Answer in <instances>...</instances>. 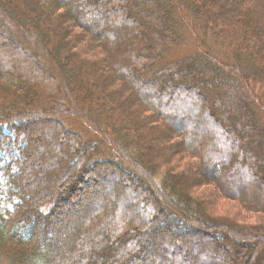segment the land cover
<instances>
[{
    "label": "trees",
    "instance_id": "16d2710c",
    "mask_svg": "<svg viewBox=\"0 0 264 264\" xmlns=\"http://www.w3.org/2000/svg\"><path fill=\"white\" fill-rule=\"evenodd\" d=\"M219 1L0 0V264H150L159 246L147 232L168 218L183 230L173 234L168 225L158 234L184 243L188 234H213L225 243L213 245L224 264H264V224L245 229L240 219H227L225 226L196 200L192 185L181 184L179 166L171 165L172 154L184 150L201 159L197 176L211 183L221 170L244 173L251 191L227 178L216 184L264 215V158L257 141L264 139V108L242 91L246 77L240 71L247 57L264 82V0H237L221 10ZM179 10L191 16L193 33L204 37L198 40L214 35L228 63L205 51L171 59L188 38ZM233 104L243 138L222 112ZM68 119L84 124L96 139L84 141ZM47 123V129L34 128ZM33 135L40 137L36 142L47 137L43 149L56 136L67 152L56 160L62 170L41 188L32 171L24 174V158L34 165L41 155L29 146ZM104 146L111 160L98 159ZM131 177L136 187L125 184H132ZM104 180L117 188L120 208L112 213L99 205L80 220L79 204L91 192L103 193ZM53 187L58 191L51 208L39 209ZM150 190L162 201L168 193L169 200H156ZM249 192L254 199L246 197ZM131 195L145 203L125 212ZM76 196L80 201L72 202ZM2 197L12 210L2 208ZM69 238L76 239L72 248Z\"/></svg>",
    "mask_w": 264,
    "mask_h": 264
},
{
    "label": "rangeland",
    "instance_id": "374dc122",
    "mask_svg": "<svg viewBox=\"0 0 264 264\" xmlns=\"http://www.w3.org/2000/svg\"><path fill=\"white\" fill-rule=\"evenodd\" d=\"M172 1L176 6L178 5L179 0H172ZM235 2H237V0H220L219 1V4L221 3L220 10L222 9V7L223 8H227V7L229 8L230 6H235ZM77 7H78V5H77ZM217 8L219 9V7H217ZM177 9H178V7H177ZM239 9L240 8L238 7L237 9L234 10L235 15L240 12V11H238ZM179 13L182 16V20H183V17L185 19V21L183 20L185 23V27L187 28V30L185 31V34L188 36V38L186 40V43L183 46H180L175 51H172L170 56H173V58H171V59L179 58L182 56L202 54V51H205V52H211L214 56H216V58L218 59L219 62H221L223 64L228 63L226 60V57L224 55L223 48L221 47V43L217 42V40L214 39L215 38L214 35L211 33H207V35L205 37L206 40H202V39L198 40L197 37H199V38H204V37H203V35H201L200 32H199V35H196V36L193 33L194 32L193 31L194 23H193L191 16L187 12H185L184 10H179ZM244 60H245V64L243 63V65H240V71L243 72L246 79L244 77L241 78L242 81L244 82V85H243V83H241L242 86H244V88H241V89H242V91L245 89L247 94L257 104V107L262 109V108H264V102H263L264 84H262L264 82H262L260 80V78L258 77L259 76L258 70L255 67L253 69H251L248 66L247 57ZM237 69H239V68H237ZM245 81H246V84H245ZM234 106H236V104L230 105L229 108H225V110L223 109L222 112L227 114L226 115L227 116V123L228 122H232L234 124L236 123L234 126H232L233 132H235L234 135L238 136V138H243V137H245V135L243 134V132H241L242 130H238L236 128V125L239 123L238 122L239 118L236 122L234 121L233 109L236 108ZM231 110H232V112H231ZM238 115L243 122L246 121V119H244V115H242V114H238ZM41 124L35 125L34 128H36V129L40 128V130L41 129L44 130L50 126V124H48V123L43 124V125H41ZM67 126L71 127V129L68 127L71 131L78 133V134H81L84 141H93L96 139L95 134L91 133L89 131V129L84 124H82L80 122H76V121H72V119H68ZM186 129L187 130H184V131L191 132L188 127ZM38 137L39 136H37V135L36 136L33 135L34 140H31L29 146H30V148H34L35 151L36 150L40 151L41 155L39 156V158L34 160L35 161L34 165L30 164V162L33 160L29 161L30 159H28L27 157L24 158V159H27L29 161V162L27 161V163L25 162L26 170H25L24 174H26V173L28 174V172L32 171V173L35 175L34 177H39V179H40V181H38L37 179H34L35 184L39 185L38 187L41 188L42 187L41 184L43 183L44 179H47L48 176H56L62 170L61 162H59V161L57 162L56 160H57V158L61 157L63 154H67V152L64 149L59 147V143H58L59 139L57 140L56 136H53V137L49 136L50 142L48 144H50V147L45 148V149H43L44 147H42V146L46 145L47 137H46V140L42 139L41 142H39V141L36 142V138H38ZM256 139L257 138H253V137L250 138V141L252 143V149H253V146L256 142ZM257 141H258V144L260 145V147L262 148L261 158L263 159L264 158V139H263V137H260L259 140H257ZM103 148H104L103 152H105V151L106 152H105V154L104 153L100 154L99 155L100 158H98V159H109V160H111L113 155L107 150V146H104ZM42 151L44 152L43 154H42ZM255 151H256V149L254 147V149H253L254 154H255ZM50 152H52V153L55 152V153H54V155H52V153H50ZM23 153L25 156V152H23ZM230 153H232V152L230 151ZM48 154H49V156H47ZM188 154L184 153V150L183 151H181V150L175 151V153L172 154V157H171V160H173L171 165L173 164L174 168H176L177 165L179 166L177 169V173L180 174L179 178H180V181H182L181 184H184V182L187 181L190 185H192V187L190 186V188L193 189V192L197 193L194 195V197L196 198L197 201H199L200 199L203 200L202 206L205 207V209L207 208L208 210H211V212H214L215 214L212 213V215L215 216L214 218H218V220L221 223H223V222L228 223L227 219H229V220L240 219L238 221V226L242 225L241 228H245V229H250V226L256 227L260 224H264V215L255 213L253 211L254 207L248 201H245V199H243L240 201H243L245 203H241L238 199H232L230 197H227V195H225L223 192L224 189H223L222 184L221 183L216 184V183H218V180L222 181L224 178H227V180L229 182H231V183H237L238 182L237 184H239V186L241 188L250 189V191H251V189H252L251 188L252 187L251 179L245 180L244 179V177H245L244 173H242V176H241V173L237 170L235 172L230 173L228 171V169H226L225 171H222V170L219 171L218 175L215 174L214 177H215V180L217 178V181L211 183L209 180L205 179L204 177L197 176L196 172H198V170H200V168H201V167H199V162L201 161V159H199L198 157L194 158ZM256 155H258V154H255V156ZM32 159H34V158H32ZM168 165L170 167H172L169 163H168ZM170 167H168L169 170H170ZM222 167H224V166L222 165ZM174 168H172L173 173H175ZM76 169L77 168H75V170ZM257 169L259 172V167ZM253 171H251V172H253ZM253 173H255V172H253ZM210 174L213 175L214 173L210 172ZM62 177L59 180V181H61V183H62ZM105 181L106 180H104L102 183H104ZM260 181L264 185V176H261ZM130 182L132 184H130L129 182H125V184L128 187L131 185L136 187V185H135L136 181H135L134 177L130 178ZM102 183H101V186H102L103 193L97 194V193L91 192L89 194V196H87L84 200H82L81 205L79 204V208L77 207L78 209L81 210L80 213H78L79 219L81 218V216L82 217H88V215L92 216L94 214V212H93L94 209L96 208V206H99V205H101L103 208H105L104 206L109 207V210L112 213L117 212V210L120 208L119 204H120L121 199L118 196L117 188L111 187L112 189H109L107 182H105L104 185ZM116 184L119 185V183L115 182V185ZM77 185L79 188L82 187L78 183H77ZM98 188H100V187H98ZM44 190H46V189H44ZM57 191H58V189H55V187H53V189L48 194H46L44 197H42V200H41L42 205L39 207V209L42 208L41 210L48 211L51 208L50 207L51 206L50 200H52V198H55V193H57ZM150 192H152V190H150ZM152 195L156 200L162 201L160 199L159 195L154 190L152 192ZM131 196L132 197H127V201L123 205L125 212H129V211H131L132 208H136L138 205L145 203L142 200L143 197H137V196L133 197V195H131ZM31 197H33V196H31ZM162 197H163V200L165 201V202L162 201V203L163 202L166 203V201L169 200L168 193L164 196L162 195ZM246 197L249 199L255 198L251 192L247 193ZM85 200H86V203L88 202V204H85ZM16 201L17 200H15V202ZM77 201H80V199L76 196L75 198H73L72 202H77ZM3 207L8 208L9 210H12V206L7 204L5 197H2V208ZM72 208L73 207L68 208V209H72ZM73 209H76V205L74 206ZM56 211H60V210H56ZM64 214H65V212H64ZM149 219L151 220V218H149ZM241 219L243 221H245V223L242 224ZM174 223H177L174 218H168L165 223L160 224L159 228H155V229H153V231H151L152 230L151 229L149 232H147V238L149 236L154 237V243L151 240V244L152 245L156 244V246H159V252L157 250V254L155 256H150V257L148 256L149 257L148 261L150 262V264H170V263L176 264V261H178L179 264H202L204 261H205L204 262L205 264H210V262L216 263V264H224V262H222L221 260H218V258L216 257L217 254L214 252V246H213L214 242H217L221 245L225 244V243H223L222 239H219L218 236H215L213 234H209V236H207V237L202 236V235L199 237H196V235L194 233L192 235L188 234L187 237H190L191 239L187 238L188 241L186 243H184V240L181 241L180 238L179 239L177 237L174 238V237H171L169 235H168V237H166V236H162L161 233L158 234L159 233V231H157L158 229L168 227V225L170 226L173 234H175L177 231L183 230L181 228L176 227V225ZM56 225L60 226L61 223L58 222ZM65 225H67V224L65 223ZM68 225L71 226V224H68ZM187 225L188 224H186V227H187ZM225 226H230V225L228 223V225H225ZM144 228H146V231H147V226L144 225ZM230 228H233V227H230ZM221 229H223V228L219 227L218 231H222ZM253 230H251L250 232L252 234L257 235V231H256L257 229H253ZM207 234H208V232H207ZM164 237H166V238H164ZM169 238H173V239L170 242H167L166 239H169ZM67 242H68V244H70V246L72 248V244H74V242H76V239L69 238L67 240ZM151 244L149 245V242H147L146 247H150ZM141 245H142V243H141ZM143 245H144V243H143ZM174 248H177V249L175 251H173ZM259 252H260V250H259ZM211 254H212V257H211ZM143 264H146V263H143Z\"/></svg>",
    "mask_w": 264,
    "mask_h": 264
},
{
    "label": "bare ground",
    "instance_id": "6f19581e",
    "mask_svg": "<svg viewBox=\"0 0 264 264\" xmlns=\"http://www.w3.org/2000/svg\"><path fill=\"white\" fill-rule=\"evenodd\" d=\"M42 123V122H41ZM202 235V232L200 231L197 235H196V237H199V236H201Z\"/></svg>",
    "mask_w": 264,
    "mask_h": 264
}]
</instances>
